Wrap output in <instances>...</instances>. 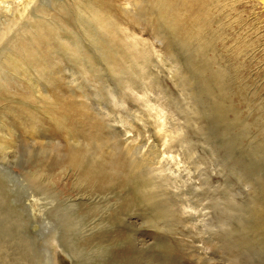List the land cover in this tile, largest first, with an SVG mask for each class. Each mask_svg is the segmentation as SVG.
Wrapping results in <instances>:
<instances>
[{
  "label": "rangeland",
  "instance_id": "obj_1",
  "mask_svg": "<svg viewBox=\"0 0 264 264\" xmlns=\"http://www.w3.org/2000/svg\"><path fill=\"white\" fill-rule=\"evenodd\" d=\"M23 1L0 264H264V5Z\"/></svg>",
  "mask_w": 264,
  "mask_h": 264
},
{
  "label": "bare ground",
  "instance_id": "obj_2",
  "mask_svg": "<svg viewBox=\"0 0 264 264\" xmlns=\"http://www.w3.org/2000/svg\"><path fill=\"white\" fill-rule=\"evenodd\" d=\"M108 1V0H107ZM201 1L202 0H188V2H189V10H186V11H184V14L186 15V16H189L190 14H198L197 12V10H195L194 8L196 7V6H198L199 5V3H201ZM250 1V0H249ZM253 1H256V2H258V3H260V4H263L264 5V0H253ZM32 3V2H31ZM22 4V7H20L21 9H23L24 11H27V8H26V3H24V1L23 0H13V1H1L0 2V25H2V26H4V25H6L7 24V21L5 20V18H7V17H9V16H11L14 12H17L20 8L19 7H17V6H20ZM30 6H31V4H30ZM166 8V6H162V9H165ZM195 10V11H194ZM95 13V16L96 17H98V16H101V14L100 13H98V12H94ZM24 17H26V14L25 13H23L21 16H20V18H19V20H20V23H22V22H24ZM27 21V20H26ZM25 24V23H24ZM11 28H12V26H11ZM30 29H31V27H30ZM30 29H28V28H21L20 30H21V33H22V38H24V36H26L27 35V32H29V30ZM3 29H0V46L1 45H4V42H5V38L7 37V38H10V36H12L11 35V32H7V33H5V31H2ZM42 30V29H41ZM33 31V30H32ZM10 40V39H9ZM13 40H15V39H13ZM3 47V46H2ZM6 47H8V45H5V56L6 57H9L10 56V51H12V50H7V49H9V48H6ZM1 48V47H0ZM7 50V51H6ZM9 53V56H7V54ZM11 55H12V52H11ZM11 60H13L12 58H11ZM48 264L50 263V260L48 259V262H47ZM51 264H53V263H51Z\"/></svg>",
  "mask_w": 264,
  "mask_h": 264
}]
</instances>
